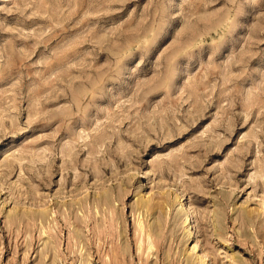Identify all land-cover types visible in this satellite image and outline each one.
Wrapping results in <instances>:
<instances>
[{"label":"rangeland","instance_id":"374dc122","mask_svg":"<svg viewBox=\"0 0 264 264\" xmlns=\"http://www.w3.org/2000/svg\"><path fill=\"white\" fill-rule=\"evenodd\" d=\"M170 8L0 0V264H264V9Z\"/></svg>","mask_w":264,"mask_h":264},{"label":"snow or ice","instance_id":"6c2138e0","mask_svg":"<svg viewBox=\"0 0 264 264\" xmlns=\"http://www.w3.org/2000/svg\"><path fill=\"white\" fill-rule=\"evenodd\" d=\"M180 2H181V0H165L166 4L171 5L169 15H171L173 12L176 11L175 5L180 3ZM238 2L241 5H243V14L239 17V21H238L240 24H245V23L249 22L252 15L255 12H258L261 9H264V0H260L259 5L255 6V7L250 2L246 3L245 0H238ZM229 47H230V45L226 43L223 51L226 53L229 50ZM6 143H7V141L0 142V157H2V155H3V148H4V144H6Z\"/></svg>","mask_w":264,"mask_h":264},{"label":"bare ground","instance_id":"6f19581e","mask_svg":"<svg viewBox=\"0 0 264 264\" xmlns=\"http://www.w3.org/2000/svg\"><path fill=\"white\" fill-rule=\"evenodd\" d=\"M180 199H181V196H180ZM139 227H140V226H139ZM144 228H145V227H144ZM144 228L140 227V231L143 232V229H144ZM144 232H145V231H144ZM142 234H143V233H142ZM142 234H141V235H142ZM150 237H151V236H150ZM146 239H147V238H146ZM148 239H149V238H148ZM148 239H147V240H148ZM148 246H149V245H148ZM150 249H151V246H149V250H150Z\"/></svg>","mask_w":264,"mask_h":264}]
</instances>
